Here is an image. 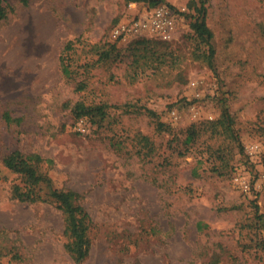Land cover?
<instances>
[{
	"label": "rangeland",
	"instance_id": "374dc122",
	"mask_svg": "<svg viewBox=\"0 0 264 264\" xmlns=\"http://www.w3.org/2000/svg\"><path fill=\"white\" fill-rule=\"evenodd\" d=\"M204 1L213 69L190 35L199 0L159 3L177 31L165 43L143 37L147 48L109 37L146 3L3 0L0 264H74L65 213L11 197L19 179L2 158L13 150L51 159L41 169L54 186L81 195L92 220L82 264H264L254 226L264 213V0ZM68 41L69 79L59 66ZM222 106L238 143L210 130Z\"/></svg>",
	"mask_w": 264,
	"mask_h": 264
},
{
	"label": "trees",
	"instance_id": "16d2710c",
	"mask_svg": "<svg viewBox=\"0 0 264 264\" xmlns=\"http://www.w3.org/2000/svg\"><path fill=\"white\" fill-rule=\"evenodd\" d=\"M129 2H143L148 6H156L163 0H128ZM204 0H199L198 5L193 7L194 14L191 15V21L189 27L191 30V36L195 39L197 46H204L205 53L202 54L203 62L213 69V55L214 49L212 45L213 35L205 22V6ZM5 15V7L3 0H0V22ZM137 45L147 48L149 40L146 38H137L135 41ZM159 43H165V41H157ZM157 45V44H155ZM161 45V44H159ZM72 50V42L68 41L60 57V71L61 74L69 79L72 73V66L68 60L67 54ZM152 53L155 55V59L162 61V55L156 48H152ZM108 56V52L101 53L99 60H104ZM139 57V56H138ZM136 66L140 64V57L135 60ZM81 88V87H79ZM78 88V89H79ZM77 89V88H76ZM99 113V116L103 115L101 107H96L93 110V114ZM3 120L6 123L19 122V119H13L8 113L2 115ZM211 132L224 134L230 139L238 143V137L233 130V120L231 119L226 107L222 106L221 113L218 119L210 123ZM155 129L158 132L167 131L168 125L156 120ZM194 128L190 127L186 140H193ZM216 151V150H215ZM219 158V157H217ZM2 164L10 172L16 174L19 179V183H14L11 186V197L20 202H50L53 203L59 210L63 211L67 219V227L65 228V235L67 242L64 243L65 251L70 255L74 264H82L87 257L90 249V230L92 227V220L89 213L80 203L81 195L73 190L59 189L54 186L52 178L42 171L41 167L45 165H51L52 160L46 159L37 153H23L20 150H13L2 158ZM254 226L263 231V238L259 240L258 244L262 250H264V213H259L257 210L254 212ZM217 264V262L210 263Z\"/></svg>",
	"mask_w": 264,
	"mask_h": 264
},
{
	"label": "built area",
	"instance_id": "2783aa9c",
	"mask_svg": "<svg viewBox=\"0 0 264 264\" xmlns=\"http://www.w3.org/2000/svg\"><path fill=\"white\" fill-rule=\"evenodd\" d=\"M177 16L169 7L158 4L147 7L135 16L118 21L110 31V38L114 41L119 39H134L141 37L156 38L161 41H170L177 31ZM174 117V113H172ZM77 130H85L84 123L80 120ZM243 188L246 185L241 183Z\"/></svg>",
	"mask_w": 264,
	"mask_h": 264
}]
</instances>
